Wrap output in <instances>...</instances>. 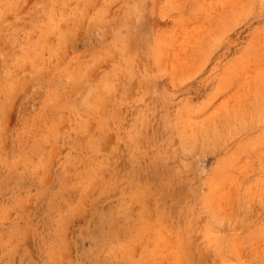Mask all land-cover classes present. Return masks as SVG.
<instances>
[{
	"label": "rangeland",
	"instance_id": "1",
	"mask_svg": "<svg viewBox=\"0 0 264 264\" xmlns=\"http://www.w3.org/2000/svg\"><path fill=\"white\" fill-rule=\"evenodd\" d=\"M0 264H264V0H0Z\"/></svg>",
	"mask_w": 264,
	"mask_h": 264
}]
</instances>
